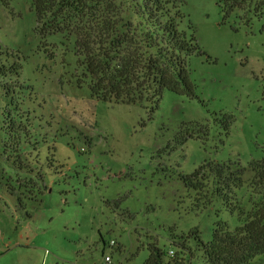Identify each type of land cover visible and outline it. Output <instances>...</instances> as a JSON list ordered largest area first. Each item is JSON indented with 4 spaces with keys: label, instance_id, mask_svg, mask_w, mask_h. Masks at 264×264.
<instances>
[{
    "label": "rangeland",
    "instance_id": "1",
    "mask_svg": "<svg viewBox=\"0 0 264 264\" xmlns=\"http://www.w3.org/2000/svg\"><path fill=\"white\" fill-rule=\"evenodd\" d=\"M219 1L177 0L199 47L197 98L165 92L156 109L93 97L74 44L38 35L31 0L0 1V50L22 68L0 79L13 87L0 88V264H145L154 245L204 264L195 237H180L208 244L218 220L239 226L185 184L202 166L243 171L247 206L264 160V0L228 16Z\"/></svg>",
    "mask_w": 264,
    "mask_h": 264
},
{
    "label": "trees",
    "instance_id": "2",
    "mask_svg": "<svg viewBox=\"0 0 264 264\" xmlns=\"http://www.w3.org/2000/svg\"><path fill=\"white\" fill-rule=\"evenodd\" d=\"M0 1L9 5V0ZM254 3L219 1L227 16L237 9L250 12ZM31 4L36 31L42 39L59 34L74 44L77 67L83 76L77 83L79 87L88 85L96 99L128 105L150 103L156 109L165 92L197 98L188 60L199 47L194 36L189 40L182 30L185 16L177 0H31ZM130 13L136 17V24L126 20ZM189 29L193 30L191 24ZM21 70L0 50V79H18ZM0 88L8 91L13 87ZM206 167L187 178L186 186L203 193L205 204L221 199L226 212L237 216L239 226L232 229L218 220L208 244L200 240L197 230L180 238L195 237L204 264H253L264 257V160L251 165L247 206L237 196L244 185L243 171L217 165L210 166L205 175ZM205 181L211 183L210 189L205 190ZM185 263L176 252L170 257L157 245L151 247L145 262Z\"/></svg>",
    "mask_w": 264,
    "mask_h": 264
},
{
    "label": "built area",
    "instance_id": "3",
    "mask_svg": "<svg viewBox=\"0 0 264 264\" xmlns=\"http://www.w3.org/2000/svg\"><path fill=\"white\" fill-rule=\"evenodd\" d=\"M115 245H116L115 241H111V242L109 243V246H110L111 248H112V247H115ZM169 255H170V257H174V255H175V251L170 250V251H169ZM106 263H107V264H110V263H111V259H110L109 257L106 258Z\"/></svg>",
    "mask_w": 264,
    "mask_h": 264
}]
</instances>
